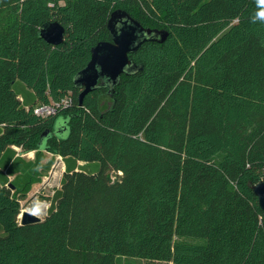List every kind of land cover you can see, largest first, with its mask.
<instances>
[{"label": "trees", "instance_id": "trees-1", "mask_svg": "<svg viewBox=\"0 0 264 264\" xmlns=\"http://www.w3.org/2000/svg\"><path fill=\"white\" fill-rule=\"evenodd\" d=\"M116 9L170 35L131 54L142 71L79 107L73 77L110 39ZM262 12L261 0H0V264H264L249 186L264 179ZM55 20L59 45L39 36ZM52 102L56 113H35ZM61 116L66 138L54 132ZM48 129L62 186L43 219L22 224Z\"/></svg>", "mask_w": 264, "mask_h": 264}, {"label": "water", "instance_id": "water-1", "mask_svg": "<svg viewBox=\"0 0 264 264\" xmlns=\"http://www.w3.org/2000/svg\"><path fill=\"white\" fill-rule=\"evenodd\" d=\"M108 30L111 40L100 41L94 45L90 60L73 77L75 87L81 90L78 94L79 107H83L84 98L89 92L97 88H107L112 93L120 84L122 75L130 76L142 71L143 63L136 62L131 54L146 42L164 43L170 35L167 29L144 26L124 9H116L110 14ZM39 36L49 44L59 45L65 41L66 28L58 20L48 21L41 26ZM69 120L70 117L62 116L56 120L54 132L60 138L69 136ZM51 135L50 129L42 133L40 150H46V143ZM249 186L264 211V179L250 183ZM20 218L22 224L41 220L30 211H23Z\"/></svg>", "mask_w": 264, "mask_h": 264}, {"label": "rangeland", "instance_id": "rangeland-1", "mask_svg": "<svg viewBox=\"0 0 264 264\" xmlns=\"http://www.w3.org/2000/svg\"><path fill=\"white\" fill-rule=\"evenodd\" d=\"M64 3V0H62ZM152 24V23H151ZM157 26L158 24H152ZM158 27H161L158 25ZM18 149V148H17ZM19 150V149H18ZM27 160H35V151H29L21 154ZM44 159L40 168L39 182L35 183L31 190L19 196V202L22 211H30L43 219L47 214L52 203V197L55 192L61 188L62 179L66 169V164L62 155L49 150L43 152ZM112 180H116L120 173L109 172ZM116 264H172L167 261H153L144 258L119 256Z\"/></svg>", "mask_w": 264, "mask_h": 264}, {"label": "built area", "instance_id": "built-area-1", "mask_svg": "<svg viewBox=\"0 0 264 264\" xmlns=\"http://www.w3.org/2000/svg\"><path fill=\"white\" fill-rule=\"evenodd\" d=\"M63 103L65 105H68L71 102L68 98H66V99H64ZM60 105H61V103H57V102H52L49 104H40V105L35 106L34 111L38 115L48 116V115L56 113V111ZM22 212H21L20 216L22 215Z\"/></svg>", "mask_w": 264, "mask_h": 264}, {"label": "flooded vegetation", "instance_id": "flooded-vegetation-1", "mask_svg": "<svg viewBox=\"0 0 264 264\" xmlns=\"http://www.w3.org/2000/svg\"><path fill=\"white\" fill-rule=\"evenodd\" d=\"M153 28H158V29H163V27H156V26H153ZM164 29H166V28H164ZM168 30V29H167ZM109 31V30H108ZM170 32V31H169ZM109 40H111V35H110V39ZM150 42V41H149ZM156 43V42H155Z\"/></svg>", "mask_w": 264, "mask_h": 264}, {"label": "clouds", "instance_id": "clouds-1", "mask_svg": "<svg viewBox=\"0 0 264 264\" xmlns=\"http://www.w3.org/2000/svg\"><path fill=\"white\" fill-rule=\"evenodd\" d=\"M261 2H264V0H261ZM261 17H264V12L259 14Z\"/></svg>", "mask_w": 264, "mask_h": 264}]
</instances>
